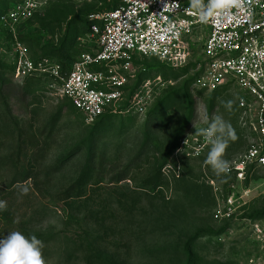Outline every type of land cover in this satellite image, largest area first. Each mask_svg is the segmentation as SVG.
<instances>
[{
	"label": "rangeland",
	"instance_id": "obj_1",
	"mask_svg": "<svg viewBox=\"0 0 264 264\" xmlns=\"http://www.w3.org/2000/svg\"><path fill=\"white\" fill-rule=\"evenodd\" d=\"M24 1L0 0V238L35 235L46 264H264V167L240 182L206 165L207 151L181 157L178 176L166 169L180 138L213 115L235 130L223 157L230 166L250 147L235 89L213 96L192 87L206 33L190 37L185 74L138 60L117 113L92 125L44 77H16L18 48L38 66L70 67L96 50L87 15L120 0H34L31 17L14 22ZM148 80L144 113H125Z\"/></svg>",
	"mask_w": 264,
	"mask_h": 264
},
{
	"label": "built area",
	"instance_id": "obj_2",
	"mask_svg": "<svg viewBox=\"0 0 264 264\" xmlns=\"http://www.w3.org/2000/svg\"><path fill=\"white\" fill-rule=\"evenodd\" d=\"M36 7L34 0H26L9 17L18 22L19 15L31 17ZM88 19L95 21L89 33L96 46L93 53L82 54L62 71L59 65L36 66L27 49L19 47L16 77L48 76L51 95L67 99L87 123H93L106 113H117L135 76L136 61L155 58L166 67L182 69L191 61L190 37L195 30L204 31L203 61L192 87L208 94L235 89L241 123L250 137L249 149L228 173L242 182L248 173L264 167V0H221L207 23L200 22L189 0H121L115 8L90 14ZM153 86L148 80L137 90L125 113L143 114ZM195 133L181 139L173 155L176 165L166 167L175 176L181 157L197 159L211 147Z\"/></svg>",
	"mask_w": 264,
	"mask_h": 264
},
{
	"label": "clouds",
	"instance_id": "obj_3",
	"mask_svg": "<svg viewBox=\"0 0 264 264\" xmlns=\"http://www.w3.org/2000/svg\"><path fill=\"white\" fill-rule=\"evenodd\" d=\"M191 9L197 11L201 23H207L214 17L216 9L221 6V0H189ZM226 110L233 107L232 100L218 98ZM196 128V127H195ZM196 136L208 141L211 145L204 163L217 174H226L230 169V162L224 159V154L230 141L237 139L235 130L230 123L221 116L213 115L206 126L196 128ZM23 192L26 194L27 189ZM6 207V202L0 200V210ZM43 242L35 235L25 236L20 231H10L6 237L0 238V264H46L43 257Z\"/></svg>",
	"mask_w": 264,
	"mask_h": 264
},
{
	"label": "trees",
	"instance_id": "obj_4",
	"mask_svg": "<svg viewBox=\"0 0 264 264\" xmlns=\"http://www.w3.org/2000/svg\"><path fill=\"white\" fill-rule=\"evenodd\" d=\"M121 2V0L118 2V3H116L114 6H112L110 9H113V8H115L119 3ZM110 9H108V10H110ZM102 12V11H101ZM98 13H100V12H98ZM93 14V13H92ZM93 23H95V21H90L89 19H88V15H87V17H86V19H85V24H84V27H83V29H84V31H86V32H89L90 33V27H91V25L93 24ZM141 60H154V61H156L157 63H159V64H161L157 59H155V58H143V59H141ZM138 61H136L135 62V64L137 63ZM35 65L37 64V63H34ZM162 66H164L163 64H161ZM36 66H38V65H36ZM59 66L61 67V69H62V71H67L68 70V65L66 64V63H60L59 64ZM165 67V66H164ZM188 67H189V65H187L186 67H184V68H182V69H179V70H182V72H183V74H185L187 71H188ZM198 74V73H197ZM197 74H196V76H197ZM44 77V79L46 80V84L48 85L49 84V82H50V78L48 77V76H46V75H42V74H33V75H31V76H28L27 78H35V77ZM196 76H194L193 77V79L192 80H190L191 81V84H192V82L194 81V79H195V77ZM189 81V82H190ZM223 91H226L225 89H218V90H216V91H214V92H212L211 94L213 95V96H215V95H217V94H219V93H221V92H223ZM199 93H205L204 91H199ZM70 102V101H69ZM70 104L72 105V103L70 102ZM73 106V105H72ZM211 107H213V103H212V105H211ZM73 108H75L74 106H73ZM76 109V108H75ZM77 110V109H76ZM78 111V110H77ZM116 113H109V114H105V115H103V116H101V117H99L97 120H95L93 123H91L92 125L93 124H95V123H97V121L98 120H100V119H102V118H104V117H107V116H113V115H115ZM137 116V115H136ZM136 116H133V117H136ZM179 137H180V135L177 137V139H179ZM184 137H182V138H180V140L178 141V143L176 144V146H175V149H174V151L177 149V147H178V145H179V142L181 141V139H183ZM166 161H167V159H166Z\"/></svg>",
	"mask_w": 264,
	"mask_h": 264
}]
</instances>
